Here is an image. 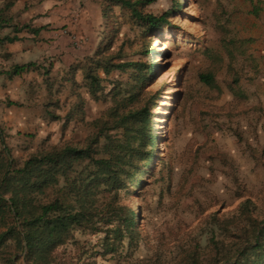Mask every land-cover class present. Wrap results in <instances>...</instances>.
Here are the masks:
<instances>
[{
	"label": "rangeland",
	"instance_id": "rangeland-1",
	"mask_svg": "<svg viewBox=\"0 0 264 264\" xmlns=\"http://www.w3.org/2000/svg\"><path fill=\"white\" fill-rule=\"evenodd\" d=\"M18 1L33 6L34 18L53 16L56 36L54 63L35 61L12 76L18 39L0 40V151L3 138L16 163L53 145L82 143L92 132L90 122L111 105L92 96L83 74L96 50L108 46L114 62H156L149 88L156 94L155 150L162 162L140 194L123 195L134 211L135 203L141 206L140 241L102 256L98 235L77 231L79 242L59 249L60 264H149L191 241L206 255L212 230L221 236L211 216H225L246 197L264 200V63L257 55L264 46V0H181L170 24L151 31L103 0H0L1 37L13 35ZM176 2L156 0L146 9L161 14ZM207 71L213 84L200 78ZM132 72V66L109 74L99 69L107 89L112 80H131ZM53 194L49 188L40 196Z\"/></svg>",
	"mask_w": 264,
	"mask_h": 264
},
{
	"label": "trees",
	"instance_id": "trees-1",
	"mask_svg": "<svg viewBox=\"0 0 264 264\" xmlns=\"http://www.w3.org/2000/svg\"><path fill=\"white\" fill-rule=\"evenodd\" d=\"M103 1L126 9L145 31L162 30L170 24L172 11L182 8L177 0L176 6L157 14L146 9L156 0ZM259 11L256 6L254 12ZM28 25L16 23L15 33L0 40H17L18 30ZM35 65L16 63L7 73L21 74ZM129 66L134 68L132 79L112 80L107 89L99 69L109 74ZM155 66L156 62H114L108 46L100 48L84 63L83 74L92 96L110 99L111 105L90 122L93 130L82 143L53 145L16 163L1 139V264H60L59 249L71 241L78 243L77 231L98 235L96 253L102 256L117 251L126 241L129 247L138 245L136 213L141 206L135 203L134 211L123 195L140 194L162 162L155 150L156 94L149 88ZM200 78L214 83L211 71L201 72ZM49 188L54 190L52 198L42 199L40 195ZM211 220L221 236L212 230L206 255L200 252L199 242L191 241L175 256L158 253L149 264H264V200L258 203L246 197L236 209L225 216L214 214Z\"/></svg>",
	"mask_w": 264,
	"mask_h": 264
},
{
	"label": "crops",
	"instance_id": "crops-1",
	"mask_svg": "<svg viewBox=\"0 0 264 264\" xmlns=\"http://www.w3.org/2000/svg\"><path fill=\"white\" fill-rule=\"evenodd\" d=\"M48 3L45 1L40 7L43 11L48 10ZM24 2L18 1V19L16 15L13 17L14 23H18V27L22 24H29L27 27L20 28L18 34V64L27 63L30 61H43L47 64L49 61L54 63L55 45L53 44V38L56 36V30L54 29L55 23L54 17L48 16L45 19L34 18L35 9L33 6L24 9ZM23 9V10H22ZM11 17V16H10ZM82 22L84 18H81ZM42 28L39 29V27ZM84 26V24L82 25ZM78 30L81 29L77 24L73 25ZM81 32V31H80ZM10 33V32H9ZM12 27L11 34H14ZM50 55V57H49ZM257 55L262 58L264 63V46L261 50L257 51ZM261 78L264 79V68Z\"/></svg>",
	"mask_w": 264,
	"mask_h": 264
},
{
	"label": "built area",
	"instance_id": "built-area-1",
	"mask_svg": "<svg viewBox=\"0 0 264 264\" xmlns=\"http://www.w3.org/2000/svg\"><path fill=\"white\" fill-rule=\"evenodd\" d=\"M78 41H81V38H77Z\"/></svg>",
	"mask_w": 264,
	"mask_h": 264
}]
</instances>
